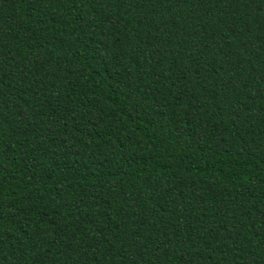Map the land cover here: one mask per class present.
Listing matches in <instances>:
<instances>
[{"label": "trees", "instance_id": "1", "mask_svg": "<svg viewBox=\"0 0 264 264\" xmlns=\"http://www.w3.org/2000/svg\"><path fill=\"white\" fill-rule=\"evenodd\" d=\"M0 264H264V0H0Z\"/></svg>", "mask_w": 264, "mask_h": 264}]
</instances>
